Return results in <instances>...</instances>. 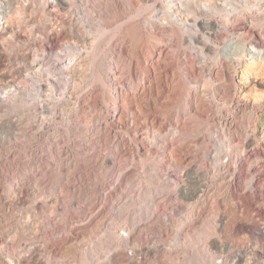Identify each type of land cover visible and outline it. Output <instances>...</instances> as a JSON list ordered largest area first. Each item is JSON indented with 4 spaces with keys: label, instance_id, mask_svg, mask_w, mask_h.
I'll return each mask as SVG.
<instances>
[{
    "label": "rangeland",
    "instance_id": "obj_1",
    "mask_svg": "<svg viewBox=\"0 0 264 264\" xmlns=\"http://www.w3.org/2000/svg\"><path fill=\"white\" fill-rule=\"evenodd\" d=\"M228 1H12L0 30V264H137L121 240L127 215L188 169L207 176L208 201L181 237L200 226L207 237L140 264H264V51L248 85L235 79L244 50H264V0ZM186 213L157 204L161 243Z\"/></svg>",
    "mask_w": 264,
    "mask_h": 264
},
{
    "label": "built area",
    "instance_id": "obj_2",
    "mask_svg": "<svg viewBox=\"0 0 264 264\" xmlns=\"http://www.w3.org/2000/svg\"><path fill=\"white\" fill-rule=\"evenodd\" d=\"M12 1L0 0V22L2 23L0 24V30L5 20L8 18L9 13L12 11V5H15ZM22 1L27 2V0ZM244 158L245 151H243L235 161V171H237V174H234L235 178L239 176L238 169L242 166ZM220 161L222 164L228 163V160L226 159ZM154 168L158 170L161 169L160 166H154ZM160 179L166 181L165 183L169 184V187L167 185L164 186L163 183H158L161 188L164 186L162 188L163 190L159 188V193L164 194L171 190L172 200L170 199L169 202H166L165 200L167 198H164L161 194L159 196L160 201H158V198L156 199L155 196L152 198L153 194L158 190V188L152 186L148 188L149 190H146V195H144L145 191L143 192V197L139 200V204H134V211H137L138 214L137 216H134L135 219L128 214L130 211V204L126 205L128 211L127 223L123 229L121 240L124 243V254L126 255L128 262L135 260L137 264H140L143 258L153 256V253L157 254L164 250L171 251L178 246L184 248L183 244L191 247L194 243H203L204 239L207 237L206 235H203V229L202 226H200V229L198 230L199 233L195 235L197 230H194L185 241L184 238L181 237L183 229L179 228H189L193 221L194 213L206 210L208 201L207 176L205 174H197L188 169L187 172L165 174L164 177ZM157 204L161 205L164 210H170L173 214H176L179 210H182V208L186 209L187 212L185 217L177 221L178 230L173 229L172 231L168 228L167 232L162 234V238L163 236L164 238H169L167 243H165L164 240H162L161 243L159 240L160 237L154 234L151 228V222L153 220L151 216L154 215ZM145 208H149L147 213H141V210ZM174 216L176 215L164 219L165 224L171 225V220ZM258 231L259 233L261 232L260 230ZM106 239H108V236H106ZM183 259H186V264H191L194 260V256H189ZM233 260H237V257L235 256Z\"/></svg>",
    "mask_w": 264,
    "mask_h": 264
},
{
    "label": "bare ground",
    "instance_id": "obj_3",
    "mask_svg": "<svg viewBox=\"0 0 264 264\" xmlns=\"http://www.w3.org/2000/svg\"><path fill=\"white\" fill-rule=\"evenodd\" d=\"M228 1V0H227ZM246 1V0H245ZM249 1V0H248ZM172 2V1H171ZM229 2V1H228ZM236 2V1H235ZM240 3V2H239ZM251 3V2H250ZM255 4V3H254ZM237 7H239V6H237ZM175 8V7H174ZM240 11V10H239ZM169 13V12H168ZM170 14V13H169ZM164 15H167V14H164ZM241 15V14H240ZM169 17V16H168ZM149 20V19H148ZM181 20V19H180ZM257 22V21H256ZM262 22V21H261ZM165 23V22H164ZM195 23V22H194ZM0 24H2L1 22H0ZM176 24V23H175ZM161 25V24H160ZM162 26H163V24H162ZM178 28V27H177ZM219 28V27H218ZM173 30V29H172ZM220 30V29H219ZM175 31V30H174ZM207 31V30H206ZM223 31V30H222ZM221 31V32H222ZM183 32V31H182ZM185 32V31H184ZM194 32V31H193ZM171 33V32H170ZM151 36V35H150ZM153 36V35H152ZM191 37V36H190ZM197 37V36H196ZM251 37V36H250ZM188 39V38H187ZM205 39V38H204ZM198 40V39H197ZM155 41V40H154ZM161 41V40H160ZM178 42V41H177ZM190 42V41H189ZM205 42V41H204ZM166 43H168V42H166ZM153 46V45H152ZM171 47V46H170ZM173 48V47H172ZM174 49V48H173ZM162 51V50H161ZM254 51L256 52V54H254ZM261 51H264V50H259L256 46H254V45H250L246 50H244V53L242 54V57H241V59L239 60L240 61V63H239V70H238V72H237V75H236V80H237V82H238V84L239 85H245V84H247L248 85V83L250 82V76H251V74H252V66H251V64L252 63H249V61H251L252 59L254 60L255 59V57H256V55H257V52L259 53V52H261ZM203 53V52H202ZM258 57V56H257ZM237 58V57H236ZM146 60V59H145ZM193 68V67H192ZM147 71V70H146ZM183 71V70H182ZM187 72H188V70H187ZM144 73H146V72H144ZM150 73V72H149ZM189 73V72H188ZM258 75V74H257ZM210 79V78H209ZM150 82V81H149ZM134 86V85H133ZM132 86V87H133ZM135 89V88H134ZM244 89V88H243ZM240 92V91H239ZM238 92V93H239ZM115 95V94H114ZM187 95V94H186ZM188 96V95H187ZM114 97V96H113ZM118 97V96H117ZM184 97H185V95H184ZM258 97H259V95H258ZM262 96H260V98H261ZM127 98V97H126ZM264 98V97H263ZM114 99V98H113ZM262 99V98H261ZM183 103V102H182ZM186 104V103H185ZM183 106H184V104H183ZM106 107H107V105H106ZM114 109V108H113ZM117 109L118 108H116L115 107V109H114V112L115 111H117ZM124 109V108H123ZM125 111V110H124ZM184 116V115H183ZM115 123V122H114ZM198 126V125H197ZM220 126V125H219ZM178 128V127H177ZM221 128V127H220ZM192 131V130H191ZM194 132V131H193ZM180 133V132H179ZM184 133V132H183ZM159 134V133H158ZM182 135V134H181ZM174 136V135H173ZM186 136H187V134H186ZM163 137V136H162ZM169 137V136H168ZM147 138V137H146ZM155 138V137H154ZM173 138V137H172ZM231 140V139H230ZM181 141V140H180ZM120 142V141H119ZM239 142V141H238ZM144 143H146V142H144ZM169 143V142H168ZM238 145V144H237ZM235 146V145H234ZM239 146V145H238ZM244 149V148H243ZM159 155V154H158ZM250 155V154H249ZM168 159V158H167ZM141 160H142V158H141ZM144 160V159H143ZM166 160V159H165ZM148 209L147 208H145V209H143L142 210V212H145V211H147ZM206 223V222H205ZM211 223V222H210ZM206 228V227H205ZM206 230V229H205ZM203 233H204V231H203ZM196 234V233H195ZM198 234V233H197ZM205 235V234H204ZM202 263V262H201Z\"/></svg>",
    "mask_w": 264,
    "mask_h": 264
}]
</instances>
